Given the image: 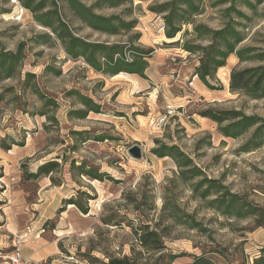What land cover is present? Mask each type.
<instances>
[{
  "label": "rangeland",
  "instance_id": "1",
  "mask_svg": "<svg viewBox=\"0 0 264 264\" xmlns=\"http://www.w3.org/2000/svg\"><path fill=\"white\" fill-rule=\"evenodd\" d=\"M80 1L87 7L100 3L101 7L94 10L98 15L137 21L128 33L120 30L117 35H108L72 18L60 4L61 18L75 36L91 43H119L126 48L132 45L152 50L145 78L127 73L105 75L95 72L80 58L70 59L50 31L40 26L17 0H0V46L14 52L24 43L22 73L38 76L42 89L60 105L56 113L59 131L44 130V118L0 111V139L7 134L16 141H25L22 148L12 146L8 152L0 149V264H9L7 257L18 242L22 243V252L26 248L31 253L32 242L39 236L44 238L42 245L46 249L53 243L58 249L51 262L38 263L89 264L86 255L100 261H106V254L129 255L134 243L131 226L138 227L141 221L157 217L162 208L163 188L170 186L177 174L170 158L152 154L157 147L155 141L177 145L208 178L222 180L243 201L264 209V147L242 153L239 149L249 134L238 139L224 138L217 124L197 114L211 106L264 119V100H247L228 90L229 74L237 59L230 56L225 67L216 73L222 90H208L193 76L195 57L168 47L166 43L171 41L164 37L161 16L149 11L164 0H123L116 7H108L102 0ZM260 9L264 11V4ZM210 17L212 12L206 10L198 20L215 27L216 22ZM254 26L255 30L264 28V18L256 20ZM136 34L140 36L138 40ZM44 35L49 38H42ZM126 56L130 58L128 51ZM46 67L59 71V75L44 73ZM12 84L15 82L6 81L0 88ZM71 90L99 105L100 113L90 112L85 119L69 116L70 111L83 109L75 96H67ZM70 130L88 131L90 137L104 135L107 140L83 142L69 136ZM70 146L75 147L74 152ZM134 146L141 151L139 160L129 155ZM62 153L77 161L76 165L85 160L88 166L111 175L119 183H100L78 176L72 180L68 166L56 175L62 181L59 188L48 187L45 178L21 181L23 165L25 170L35 171L43 161ZM78 190L94 198L88 203L87 215L82 216L75 207L65 204ZM170 191L185 211L197 210L196 219L206 232L177 228L165 240L164 263L168 262L167 256L184 255L171 261L183 264L190 256L202 253L215 264H254L260 257L264 228L257 227L255 216L225 218L202 208L199 199L178 181ZM124 196L135 197L136 203L141 204L140 211L134 212ZM110 217L121 225L101 223ZM27 228L31 233L24 237Z\"/></svg>",
  "mask_w": 264,
  "mask_h": 264
},
{
  "label": "trees",
  "instance_id": "2",
  "mask_svg": "<svg viewBox=\"0 0 264 264\" xmlns=\"http://www.w3.org/2000/svg\"><path fill=\"white\" fill-rule=\"evenodd\" d=\"M20 5L33 14L34 20L48 29L61 45L70 59H82L95 72L113 76L127 73L145 78L148 68L147 59L152 52L119 43H91L74 35L68 23L61 18V5L68 9L72 18L89 27L95 32L108 35H117L119 31H132L137 21H124L119 16L104 17L95 13L100 3L87 7L80 0H17ZM123 0H102L108 7H116ZM131 3V0H127ZM142 1V0H138ZM264 0H164L153 5L149 11L161 16L163 34L170 43L168 47L179 48L188 56H193L197 64L193 68V76L211 91L222 90L216 79L219 69L225 67L230 56L237 59V65L230 71L228 90L231 94L251 101L264 100V28L255 30L254 23L264 18V11L260 7ZM210 10L216 26L211 27L198 19ZM215 16V17H214ZM214 18V19H213ZM178 37V39H177ZM42 38H49L43 36ZM140 38L139 34L135 37ZM25 44L20 43L16 51H5L0 46V84L14 81L15 84L0 88V111H9L15 115L44 118L42 128L46 131H59V121L56 113L59 110L58 100L42 89L39 77L34 73H22ZM129 52L130 58L126 56ZM44 73L59 75V71L46 67ZM67 96H75L83 107L70 111L69 116L76 119H85L90 112L100 113V106L90 98L81 95L76 90L67 92ZM200 117L217 124L218 132L224 138L238 139L246 134L249 137L239 151L248 153L264 147V119L255 115L247 116L240 110L219 109L206 106L197 113ZM69 136L78 137L83 142H103L104 135L90 137L88 131H72ZM64 144V141H59ZM156 149L152 154L158 158H170L177 167V174L170 181V186L163 188L162 208L156 218L151 221H141L138 227L131 226L133 245L130 254L121 257L106 254V261L86 255L89 264H172L184 255L167 256L164 263L163 253L166 249L165 240L171 237L177 228L205 233L202 223L196 219V211H185L170 191L176 181L184 185L196 199H199L202 208L210 209L225 218L242 219L255 216L257 227L264 228V209L252 206L243 201L241 196L233 193L228 186L223 185L220 179L208 178L206 173L198 167L193 159L184 153L177 145L164 144L155 141ZM55 143L51 144L54 146ZM12 146L24 147V139L16 141L10 135L0 139V149L8 152ZM74 152L75 147L70 146ZM67 157L66 153L55 154L39 164L35 171L22 168V182H37L45 178L51 187H59L62 181L56 177L61 174L65 166L71 179L74 176L85 177L90 181L100 183L109 181L119 183L107 173H100L96 167L88 166L85 160L79 162ZM75 197L65 201L82 214L89 213V201L94 198L87 192L77 191ZM132 206L134 212L140 211L141 204L136 203L135 197L124 196ZM143 204V203H142ZM201 207H198L199 209ZM105 226L119 227L120 221L112 217L102 219ZM260 257L254 264H264V247L260 249ZM148 255V258H144ZM150 258L153 259L150 262ZM172 261V262H171ZM183 264H215L205 253L199 256H190Z\"/></svg>",
  "mask_w": 264,
  "mask_h": 264
},
{
  "label": "crops",
  "instance_id": "3",
  "mask_svg": "<svg viewBox=\"0 0 264 264\" xmlns=\"http://www.w3.org/2000/svg\"><path fill=\"white\" fill-rule=\"evenodd\" d=\"M46 185L48 187H51L48 181ZM54 188H59V187H54ZM42 242H44V238L39 236L34 239V242H32L33 249L31 253H28V250L26 248H24L23 252L21 251L22 257L30 261L29 264H36L38 262L46 261V260L51 262L53 256L56 254V250L58 248L56 249V245L54 243L53 245H50L48 249H46V245H42Z\"/></svg>",
  "mask_w": 264,
  "mask_h": 264
},
{
  "label": "built area",
  "instance_id": "4",
  "mask_svg": "<svg viewBox=\"0 0 264 264\" xmlns=\"http://www.w3.org/2000/svg\"><path fill=\"white\" fill-rule=\"evenodd\" d=\"M29 233H31V231H30L29 228H27L24 237H26L27 235H29ZM21 244L22 243L18 242V244L15 246V251L11 255H9L7 257L9 264H29L30 263V261L25 260L22 257V254H21ZM38 264H43V263H38Z\"/></svg>",
  "mask_w": 264,
  "mask_h": 264
},
{
  "label": "water",
  "instance_id": "5",
  "mask_svg": "<svg viewBox=\"0 0 264 264\" xmlns=\"http://www.w3.org/2000/svg\"><path fill=\"white\" fill-rule=\"evenodd\" d=\"M129 155L137 160L141 159L142 157L141 151L137 146H134L129 150Z\"/></svg>",
  "mask_w": 264,
  "mask_h": 264
},
{
  "label": "bare ground",
  "instance_id": "6",
  "mask_svg": "<svg viewBox=\"0 0 264 264\" xmlns=\"http://www.w3.org/2000/svg\"><path fill=\"white\" fill-rule=\"evenodd\" d=\"M168 41H170V40H168ZM222 69V68H221ZM221 69H219V70H221ZM227 84H228V82H227Z\"/></svg>",
  "mask_w": 264,
  "mask_h": 264
}]
</instances>
